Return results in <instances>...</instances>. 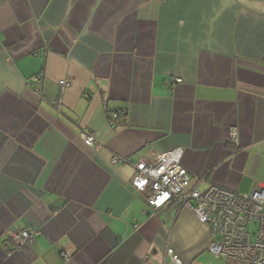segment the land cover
Wrapping results in <instances>:
<instances>
[{"label":"crops","instance_id":"obj_1","mask_svg":"<svg viewBox=\"0 0 264 264\" xmlns=\"http://www.w3.org/2000/svg\"><path fill=\"white\" fill-rule=\"evenodd\" d=\"M179 147L200 191L264 185V0H0V264H227L191 210L152 209L112 164Z\"/></svg>","mask_w":264,"mask_h":264},{"label":"built area","instance_id":"obj_2","mask_svg":"<svg viewBox=\"0 0 264 264\" xmlns=\"http://www.w3.org/2000/svg\"><path fill=\"white\" fill-rule=\"evenodd\" d=\"M182 79L172 78L168 86L174 88ZM42 79L35 76L28 81V86L41 85ZM59 97L54 107L60 111L63 95L71 83L65 79L58 82ZM36 94L44 98L40 86ZM120 112L111 117L114 122ZM80 139L94 150L102 148L101 141L94 132L82 130ZM232 142L237 143V130L232 131ZM184 149L174 148L158 154L153 162L141 160L133 164L130 159L115 156L113 165L131 166L133 186L139 192H148L149 207L159 210L167 206H176L180 210H191L198 221L209 228L211 244L208 251L216 258H226L239 264H264V185L256 184L249 194L217 185L200 191L193 187L192 177L182 164ZM40 232L29 228L13 234L11 240L17 250H23L34 244ZM169 261L165 264H184L172 250H167Z\"/></svg>","mask_w":264,"mask_h":264},{"label":"rangeland","instance_id":"obj_3","mask_svg":"<svg viewBox=\"0 0 264 264\" xmlns=\"http://www.w3.org/2000/svg\"><path fill=\"white\" fill-rule=\"evenodd\" d=\"M85 130H86V129H85ZM88 131H89V130H88ZM79 136H80V135H79ZM101 149H102V148H101ZM101 149H100V150H101ZM96 151H99V150H96ZM114 157H115V156H114ZM114 157H113V158H114ZM113 158H112V160H113ZM127 159H129V158H127ZM227 264H239V263H238L237 261H234V260H231V261L228 260Z\"/></svg>","mask_w":264,"mask_h":264}]
</instances>
